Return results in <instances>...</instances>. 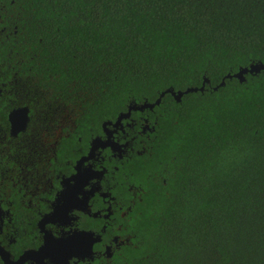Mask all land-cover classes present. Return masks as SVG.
Returning <instances> with one entry per match:
<instances>
[{
	"label": "trees",
	"instance_id": "1",
	"mask_svg": "<svg viewBox=\"0 0 264 264\" xmlns=\"http://www.w3.org/2000/svg\"><path fill=\"white\" fill-rule=\"evenodd\" d=\"M1 31L2 81L69 160L131 103L208 79L147 109L134 167L157 182L116 264H264V72L226 78L264 64V0H0Z\"/></svg>",
	"mask_w": 264,
	"mask_h": 264
},
{
	"label": "flooded vegetation",
	"instance_id": "2",
	"mask_svg": "<svg viewBox=\"0 0 264 264\" xmlns=\"http://www.w3.org/2000/svg\"><path fill=\"white\" fill-rule=\"evenodd\" d=\"M4 78L0 264H116L136 237L137 205L157 182L149 172L138 177L134 167L136 156H151L155 121L147 109L130 111L131 103L69 160V145L57 154L54 118L34 115L26 100L18 105L24 92ZM26 109V128L17 132Z\"/></svg>",
	"mask_w": 264,
	"mask_h": 264
},
{
	"label": "water",
	"instance_id": "3",
	"mask_svg": "<svg viewBox=\"0 0 264 264\" xmlns=\"http://www.w3.org/2000/svg\"><path fill=\"white\" fill-rule=\"evenodd\" d=\"M262 71L264 72V64L258 63V64H253V65H251L250 67H247V68H242V69H240V71L238 73H235L233 75H227L226 78H228V79L236 78V79L240 80V82H243V81H245V75L246 74H255V73H260ZM226 78L223 79V81L220 83L219 86H224L225 85ZM208 82H209V80L205 79L203 87H201V88H189V89H187L184 92H182V91L175 92L173 89H168L165 92L161 93L160 97L154 103L144 102L142 104H132V106L130 107L129 110L130 111L131 110L143 111L145 109L152 110V109H154L155 106L160 105L161 100L165 96V94H171L176 99V101L179 102V101H181L182 97L184 95L188 94V93L197 92V91H204V86ZM217 88L218 87H215V89H217ZM23 112L25 113L26 117L22 121L17 120V122H19V127L16 128L17 132L23 131L26 128V121L28 119V109H26V111H23ZM16 113H20V112H16ZM15 116H16L15 114L11 115V120H12L13 123H14L13 117H15ZM73 239H77V237L73 238ZM73 239H71V240H73ZM44 250H45V248L42 249V251H44ZM52 251H54V248L52 249Z\"/></svg>",
	"mask_w": 264,
	"mask_h": 264
}]
</instances>
